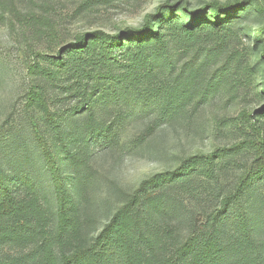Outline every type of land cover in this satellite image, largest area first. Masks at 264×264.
Returning <instances> with one entry per match:
<instances>
[{
  "label": "trees",
  "instance_id": "obj_1",
  "mask_svg": "<svg viewBox=\"0 0 264 264\" xmlns=\"http://www.w3.org/2000/svg\"><path fill=\"white\" fill-rule=\"evenodd\" d=\"M249 16L264 19V0L212 1L195 8L187 0H165L139 27L115 35L77 33L53 55L33 49L23 106L27 113L42 112L48 125L42 133L33 124L50 170V197L37 191L28 174L8 173L2 155L19 146L8 143L11 129L3 135L0 128V264H260L248 261L260 255L263 245L256 236L264 227V87L248 81L254 66L243 43L249 28L241 23ZM37 18L17 21L31 26ZM263 32L264 27L253 35L262 58ZM202 74L208 78H198ZM240 90L246 93L242 99L258 106L228 118L226 131L212 132L233 142L189 154L176 167L141 180L131 195L121 193L124 202L95 236L85 234L74 207L61 206L68 202L65 172L74 166V174L85 176L88 138L95 133V142L105 131L95 132L98 105L118 108L112 125L126 110L147 106H156L162 118H177L224 91L233 93L223 101L231 105ZM55 101L65 108L62 113ZM83 113V128L74 130ZM49 129L71 145L62 157H54L47 144Z\"/></svg>",
  "mask_w": 264,
  "mask_h": 264
},
{
  "label": "rangeland",
  "instance_id": "obj_2",
  "mask_svg": "<svg viewBox=\"0 0 264 264\" xmlns=\"http://www.w3.org/2000/svg\"><path fill=\"white\" fill-rule=\"evenodd\" d=\"M164 1L0 0V128L3 135L11 129L13 135H10L8 143L19 146L14 150L6 149L2 155L5 165L9 164L8 173H16L22 177H27L28 174L34 181L37 191L50 197V170L39 149L38 140L41 137L39 135L38 138L34 134L33 124L38 123L36 125L42 133L47 131L48 125L44 123L42 112L34 110L27 113L23 106V94L26 90L25 72L27 64L32 60L31 51L45 49L53 55L59 46L69 43L77 33L102 31L115 35L125 27H139L147 15ZM187 1L195 8L212 1L224 4L230 0ZM29 15L38 17L39 23L35 22L28 26L17 21L18 17ZM241 27L249 28L243 37V43L250 49L251 62L254 66L248 81L256 88L262 89L264 56L261 57L262 53L260 56L259 47L254 45L253 35L255 31L264 27V19L249 16L241 23ZM42 33L49 35L44 36ZM262 39L264 41V37ZM198 78L206 80L208 76L202 74ZM232 94L231 91H224L207 105L196 109L187 107V111L177 118L171 115L170 118L160 117L158 111H155L156 106L131 110L126 108L125 117L112 125L110 122L113 121V115L117 116L115 114L118 108H112V104L107 107L98 105L94 111L97 122L94 125L99 124L100 127L96 128L95 132L100 129L105 131L101 132V137L95 142H93L95 133L94 138H88L86 150L83 152L87 164L85 176L80 178L74 174L72 172L74 166L65 172L62 186L68 202L61 206L69 209L74 207L72 211L80 214L85 234L95 236L110 215L124 202L121 193L131 195L141 180L154 173L176 167L180 159L189 154L209 153L216 146L233 142V137L226 134L220 136L212 134L213 129L220 127L222 131H226L225 122L228 118L257 107L258 102L251 101V104H248V100L241 98L246 93L240 90L234 94L236 102L224 106V99ZM247 97H252L251 93L247 94ZM56 102L54 109L63 110L64 107ZM73 103L75 102L72 104L68 102L70 105H74ZM140 103L146 105L144 101ZM84 113L83 116L81 114L77 117L80 125L74 130L83 128L82 123L86 116ZM104 125L109 128L105 126L103 129ZM63 128L68 129V132L72 130L68 123H64ZM45 137L47 144L55 152L54 157L55 155L62 157L63 149L71 146L67 141L62 142L63 137H58L52 129H49ZM60 149L62 153L59 152ZM57 162L63 166L62 158ZM10 163H20L21 166L13 170ZM192 205L196 203L192 202ZM185 206L195 212V207L186 203ZM256 237L263 247L260 255L248 261H259L260 264H264V227L258 229Z\"/></svg>",
  "mask_w": 264,
  "mask_h": 264
}]
</instances>
